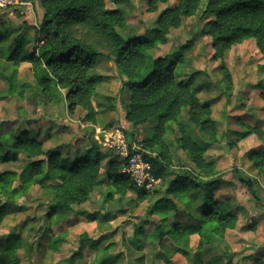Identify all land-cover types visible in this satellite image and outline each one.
Listing matches in <instances>:
<instances>
[{"label":"rangeland","instance_id":"rangeland-1","mask_svg":"<svg viewBox=\"0 0 264 264\" xmlns=\"http://www.w3.org/2000/svg\"><path fill=\"white\" fill-rule=\"evenodd\" d=\"M106 3L109 9H118L124 14L126 36L148 34L161 13L178 6L177 0H170L161 3L158 11L152 13L148 0H106ZM43 14L39 0H19L17 5L0 8V31L11 34V39L25 34L30 39L29 48L33 49L44 37L38 33ZM204 24L199 16L184 18L180 28L171 29L168 43L159 45L154 55L172 54L174 61L182 58L179 68L183 69V77L195 75L193 86L200 100L211 102L217 141L207 149L205 159L214 165L211 178L220 180L215 198L231 201L235 206L231 214L237 218L235 228L226 231L225 240H213L198 255L199 237L191 235L189 246L185 247L189 256H184L178 251L182 243L177 245L170 236L161 239L157 230H168L176 225L180 228L197 226V212L189 211L195 215L189 217V212H182L184 203L173 199L177 206L163 224L162 214L151 213L157 198L163 194L151 192L145 201H137V193L132 190L121 196L110 188L104 167L102 183L87 201L74 206L73 211L58 222L46 219L56 194L54 189L34 185L29 192L17 195L14 203L8 204L9 209L0 224V258L5 255L4 263L8 261L6 252L13 249L21 264H264V176L251 157L264 150V55L254 39L217 53L211 46L212 38L204 32ZM78 35L84 38L82 32ZM189 43L192 44L189 50L178 53L181 46ZM10 44L0 45V125L5 122L11 135L30 132L43 143L45 153L58 150L72 158H80L94 142H98L103 151L110 149L106 143L107 133L111 131H123L126 139L140 149L146 140L154 137L157 118L139 126L127 121L130 93L123 86L113 60L107 57L98 60L97 73L101 81L96 99L115 104V110L99 108L97 124L93 125L86 120L87 113L82 108L70 113L64 98L45 101L30 64H21L15 72L7 62ZM97 49L107 53L102 47ZM14 72L15 90L11 92L1 75L9 76ZM186 120L184 113L181 122ZM199 130L194 128L196 137L202 135ZM248 131L251 133L247 135ZM180 136L178 124H170L160 144L147 149V153L157 155L164 145L176 173L200 175V170L179 146ZM29 162L20 154L17 162L5 165L2 170L19 173ZM239 171L260 182L259 204L252 201L251 194L240 182ZM173 178L174 175L166 180ZM49 184L55 186L57 182ZM18 186L15 181V187ZM164 187L163 183L157 189L162 191ZM238 206L242 209L238 210ZM79 212L94 214L96 219L74 214ZM10 234L18 237L11 243ZM84 235L89 240L83 238ZM57 239L62 241L54 249ZM82 239L85 244L79 255ZM133 242H140L143 247L139 249ZM168 256L170 263L163 259Z\"/></svg>","mask_w":264,"mask_h":264},{"label":"trees","instance_id":"trees-1","mask_svg":"<svg viewBox=\"0 0 264 264\" xmlns=\"http://www.w3.org/2000/svg\"><path fill=\"white\" fill-rule=\"evenodd\" d=\"M39 1L44 14L38 33L44 37L38 46L29 48L30 39L23 33L11 39V34L0 31V45L11 42L10 51L5 53L10 67L16 72L21 64H30L45 101L56 102L62 97L70 113L82 108L87 113L86 120L96 125L99 108L115 110V104L96 99L101 81L97 73L98 60L102 57L113 60L123 79V86L130 93L127 121L139 126L152 118L158 120L154 137L144 142L143 154L151 163L153 173L162 181L151 190L140 189L123 173L126 159L113 149L103 151L102 146L94 142L80 158L63 155L58 150L45 153L43 143L33 134L15 131L17 133L11 135L4 122L0 125V224L7 214L8 204L14 203L17 195L29 192L34 185L56 191L46 219L49 222L63 220L74 206L84 204L102 183V171L106 167L110 188L121 196L132 190L137 193V201H145L151 192L163 194L151 208V213L162 214L163 224L170 211L177 206L173 199L184 203L182 212H197V226L180 228V225H176L168 230H157L161 239L170 236L177 245L182 243L178 251L184 256H189L186 248L191 235L199 237L196 246L198 255L213 240L224 241L226 231L235 228L237 218L231 214L235 208L231 201L222 202L215 198L220 180L211 178L214 165L205 159L207 149L217 141V128L211 118V102L200 100L193 86L195 75L183 77V69L180 71L179 68L181 61L183 64L182 58L174 61L172 54L156 57L154 50L168 43L171 29L180 28L184 18L199 16V20L205 22L204 32L212 38L211 46L217 53L254 39L258 50L264 55V0H177L178 6L161 13L148 34L128 36L125 35L124 14L121 10L109 9L106 0ZM169 1L148 0L149 12H157L161 3ZM78 32L83 33V39L79 38ZM91 41L97 47L106 49L107 53L98 50L89 43ZM191 47V43L183 45L178 53L183 54ZM15 72L9 76L1 75L11 92L15 90ZM19 95L23 96V93ZM184 113L187 120L181 122ZM170 124H178L181 135L178 144L200 170V175L191 177L189 172L176 173L164 145L157 155L147 153V149H154L160 144ZM195 127L200 129L203 136L196 137ZM250 133L248 131L247 135ZM20 154L30 161L21 172L2 170L5 165L17 162ZM251 157L264 176V150ZM238 173L252 201L259 204L260 182L242 171ZM173 175V179L166 180ZM15 181L19 183L18 187H15ZM52 182L57 184H49ZM163 183L164 189L158 190ZM241 209L238 206V210ZM74 214L96 219L94 214L86 212ZM189 217L194 218L195 215L189 212ZM15 236L10 234V243L18 238ZM83 238L88 239L86 235ZM61 241H55L54 249ZM136 243L139 249L143 247L140 242H133ZM84 244L85 240L82 239L79 255H82ZM6 254L8 261L4 263L3 255L0 264H21L13 249ZM163 259L170 263L169 256Z\"/></svg>","mask_w":264,"mask_h":264},{"label":"built area","instance_id":"built-area-1","mask_svg":"<svg viewBox=\"0 0 264 264\" xmlns=\"http://www.w3.org/2000/svg\"><path fill=\"white\" fill-rule=\"evenodd\" d=\"M18 3L19 0H0V8ZM107 137L106 146L126 159L123 173L128 175L138 188L151 190L161 183L162 179L156 177L151 163L145 159L143 149H140L136 143L129 142L123 131H111L107 133Z\"/></svg>","mask_w":264,"mask_h":264}]
</instances>
